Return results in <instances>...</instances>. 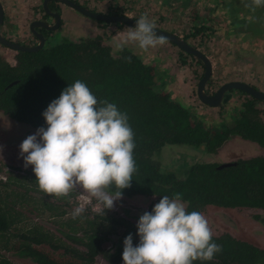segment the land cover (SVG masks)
Instances as JSON below:
<instances>
[{"label": "trees", "instance_id": "obj_1", "mask_svg": "<svg viewBox=\"0 0 264 264\" xmlns=\"http://www.w3.org/2000/svg\"><path fill=\"white\" fill-rule=\"evenodd\" d=\"M226 9L235 31L239 28L252 31L253 22L241 17L231 1ZM210 29L205 25L196 27L192 37ZM125 57H131V62ZM182 63L187 64L186 60ZM155 71V64H145L129 49L113 55L101 37L80 42L66 40L38 52H22L17 65H10L0 57V112L34 128H46L43 111L64 88L79 79L98 100L116 104L129 117L135 134L137 172L131 187L122 190V197L160 200L164 195L173 197L180 193L189 212L202 213L209 206L264 210V157L242 159L222 170L218 169L219 164L198 163L181 174L164 170L155 160V155L167 145L197 149L205 146L209 153L216 154L233 136L264 148L259 101L247 100L234 125L206 124L193 109L171 97L167 82H161ZM228 101L229 96L225 102ZM4 173L7 180L0 181V251H14L34 264H96V258L105 252L104 245L112 237L120 236L114 253L106 254L110 263L120 264L125 237L131 233L134 246L139 243L136 225L114 217L111 210L95 216L84 212L73 219L68 216L66 204L61 203H68V198L48 196L40 191L34 172ZM109 191L114 192L115 188ZM26 206H32L30 211L38 216L49 214L61 231L66 228L62 231L64 238L34 221L26 223L23 211ZM66 239L84 246L85 250L72 248ZM213 241L222 246V251L211 261L197 260L193 264H264L263 248L230 234L213 236ZM0 264L13 263L0 254Z\"/></svg>", "mask_w": 264, "mask_h": 264}, {"label": "rangeland", "instance_id": "obj_2", "mask_svg": "<svg viewBox=\"0 0 264 264\" xmlns=\"http://www.w3.org/2000/svg\"><path fill=\"white\" fill-rule=\"evenodd\" d=\"M217 1V0H215ZM214 0H79L90 10L105 15L113 12L123 13L131 18H140L147 14L150 20H154L156 28L175 34L204 53L212 62L213 74L209 80L206 91L218 90L222 85L229 82L247 83L257 90L264 92V7H245L250 0H227L240 12L241 17L250 19L252 31L247 32L243 28L235 31L230 26V15L225 3L217 6ZM6 15L8 16L3 31L11 35L16 41H20L28 35L29 24L41 17L43 0H0ZM63 13V37L61 32L48 40L46 46L58 44L62 41L80 42L87 38L101 37L103 44L110 47L113 55L117 56L120 51L115 49L114 39H119L117 31H125L129 26L118 23H103L90 19L78 11L58 5ZM52 11L53 7H49ZM215 10V11H214ZM211 28L200 32L192 37L195 28L202 26ZM243 30L245 32H243ZM232 32V33H231ZM29 38L27 39V41ZM124 49L131 50L142 58L145 64H155L156 73L165 74L167 90L174 100L181 102L188 108L193 109L201 116L206 124L221 122L229 118L230 113L241 110L243 104L250 99L243 93L233 92L230 101L221 108H211L203 104L198 97V85L204 75V65L194 56L181 51L177 46L166 41L162 46L149 48L147 51L140 50L135 44H130ZM0 53L5 54L8 64L15 65L12 57L14 51L0 45ZM182 60H186L183 65ZM163 78V76H162ZM257 107L261 110V118L264 122V101H259ZM38 128L12 120L0 112V172L10 168H20L26 172H33L32 166L25 168L23 159L20 157V144ZM264 157V148L256 143L247 142L239 137H232L216 154H211L205 146L192 148L180 145H167L155 155V160L161 163L164 170L185 172L190 166L198 163L225 164L239 160ZM75 194V192H74ZM39 197V196H38ZM68 203L61 201L68 210V216L79 206V202L73 198L67 199ZM95 202V200H93ZM159 202L158 197L136 196L133 198L122 197L115 202L111 214L116 218L128 220L133 224L145 211L151 212L153 206ZM186 206V204H185ZM32 206H26V223L34 221L45 226L60 238H64V231L49 214L37 215L32 212ZM92 216L98 215L86 210ZM208 220L213 236L230 234L234 238L249 242L264 249V210L263 209H225L209 206L202 212ZM101 214V213H100ZM19 228V226H18ZM81 236V235H80ZM104 245V254L96 258V264H112L106 254L114 253V245L120 236ZM67 240V239H66ZM67 243L77 250L84 251L85 247L75 244L71 240ZM63 252V251H60ZM7 260L13 264H34L30 259L22 258L14 251H0ZM61 253H57L58 256ZM124 264V262L120 263Z\"/></svg>", "mask_w": 264, "mask_h": 264}, {"label": "clouds", "instance_id": "obj_3", "mask_svg": "<svg viewBox=\"0 0 264 264\" xmlns=\"http://www.w3.org/2000/svg\"><path fill=\"white\" fill-rule=\"evenodd\" d=\"M245 7H264V0H250ZM155 28V21L142 14L135 27L117 31L115 49L135 44L147 51L164 45L166 38ZM125 59L131 62V57ZM42 116L47 127H39L19 146L23 166H32L40 191L57 198L78 192L83 203L72 211L73 219L82 216L93 200L98 214L113 209L137 172L135 134L127 113L106 99L98 100L77 79ZM113 187L115 191H109ZM136 228L139 243L134 246L131 233L123 241L124 264H193L211 261L222 251L204 214L187 211L180 193L162 196L151 212L140 215Z\"/></svg>", "mask_w": 264, "mask_h": 264}, {"label": "water", "instance_id": "obj_4", "mask_svg": "<svg viewBox=\"0 0 264 264\" xmlns=\"http://www.w3.org/2000/svg\"><path fill=\"white\" fill-rule=\"evenodd\" d=\"M52 1H58V2L64 3V4L68 5L69 7L76 9L82 15H84L90 19L99 21V22L118 23V24H123V25L129 26V27H135L136 20H137L135 18H131V17L126 16V15H122V16L119 15L118 16V15H105L102 13H96V12H93L91 10L85 9V8L81 7L80 5L74 3L70 0H46L45 1V9L47 10V12H50L48 3L52 2ZM3 17H4V11L2 8V4L0 2V23L3 22V20H4ZM56 18H57V25H59L60 24V17L56 15ZM32 29H34V26H32ZM155 31H156L157 35L165 37L166 41L177 46L181 51L185 52L188 55L194 56L199 61L203 62L204 66H205V73L199 82L198 91H197L199 100L203 104L208 105V106L213 107V108H220L223 105L225 95L231 90H240V91L247 93L250 97H252L256 100L264 101V92L256 90L253 86H251L247 83H242V82H238V81L229 82V83L222 85L220 87V89L214 95L208 94L206 91V86H207L209 80L211 79L212 73H213V66H212L211 60L204 53H202L198 49L191 46L187 41H185L180 36L166 32V31L158 29V28H155ZM40 40L41 41H40L39 46H37V47H26V46H22V45L10 42V41L4 39L0 34V43L2 45H5L8 48L14 49L16 51H22V52H37L40 49H43L44 45H45V41L42 37L40 38ZM234 165H236V163H226V164L220 165L218 167V169L222 170V169L232 167Z\"/></svg>", "mask_w": 264, "mask_h": 264}, {"label": "flooded vegetation", "instance_id": "obj_5", "mask_svg": "<svg viewBox=\"0 0 264 264\" xmlns=\"http://www.w3.org/2000/svg\"><path fill=\"white\" fill-rule=\"evenodd\" d=\"M45 1L46 0H43V2H42V7H41V9H40V11H41V17H39V18H37V19H35V20H33L30 24H29V31H28V35L27 36H25L24 38H21L20 39V41H16V40H14L13 38H11V35H8L7 33H5L4 31H3V28H4V26L6 25V20H7V18H8V16L6 15V11H5V9H4V7H3V5H2V8H3V11H4V20H3V22H1L0 23V34H1V36L4 38V39H6V40H8V41H10V42H13V43H16V44H19V45H22V46H26V47H37V46H39L40 45V38L42 37L43 39H44V41H45V45H44V48L45 47H47L46 46V44H47V42H48V40H50V39H53V37H54V35L56 34V33H58V32H61V35L63 36V37H65V36H69V33H67V34H63L62 32V30L61 29H63V26H64V23H63V13L61 12V10L57 7V4L58 5H63V6H65V7H69L68 5H66V4H64V3H61V2H58V1H52V2H49L48 3V6L49 7H53V9H52V11L50 10V8H49V10H50V12H47V10L45 9ZM70 1H72V2H74V3H76V4H78V5H80L81 7H83V8H85V9H87V10H90L86 5H84V4H81L80 2H79V0H70ZM215 1V0H214ZM215 3L216 4H219L218 6H217V9H218V7L220 6V4H222V3H225V7L227 6L228 7V1L227 0H217V1H215ZM2 4V3H1ZM71 8V7H70ZM72 9H74V8H72ZM74 10H76V9H74ZM77 11V10H76ZM91 11H93V10H91ZM215 11V10H214ZM94 12V11H93ZM97 13V12H96ZM81 14V13H80ZM56 15L57 16H59L60 17V24L59 25H57V18H56ZM111 15H120V16H122L123 15V13H118L117 11H115V12H113ZM137 19V18H136ZM103 23H105V22H103ZM32 26H34V29H32ZM29 38V40L27 41V39ZM69 40V39H68ZM185 40V39H184ZM185 41H187V40H185ZM57 44V43H56ZM0 45L1 46H4L5 48H8L7 46H5V45H2L1 43H0ZM53 45H55V44H50V45H48V46H53ZM8 49H10V50H12V51H14L15 52V54L13 55V57H12V61L15 63V65H17V63H18V58H19V56H20V53H22V51H16V50H14V49H11V48H8ZM40 50H42V49H40ZM39 50V51H40ZM38 52V51H37ZM24 53H34V52H24ZM0 57H2L5 61L6 60H8V59H6L5 58V54H1L0 53ZM8 61H10V59L8 60ZM203 63V62H202ZM204 65V64H203ZM213 66V65H212ZM204 70H205V66H204ZM155 72H157V71H155ZM205 73V72H204ZM156 74H158V73H156ZM213 74V73H212ZM162 76H163V78H162ZM164 76H165V74H158V77H159V80L162 82V80L163 81H165L164 80ZM204 76V75H203ZM255 88V87H254ZM220 88H218V90H219ZM256 89V88H255ZM218 90H216V91H214V93H212L213 91H209V92H207L208 94H210V95H214ZM257 90V89H256ZM259 91V90H258ZM233 92H239V93H243L244 95H247V96H249L247 93H245V92H243V91H240V90H231V91H229L226 95H225V98H224V101H223V105H222V107H220L221 109L223 108V107H225V105H227V103L230 101H228L227 103L225 102V100H226V98L229 96V99H231V96H232V93ZM250 97V96H249ZM251 99H254V98H252V97H250ZM259 101V100H258ZM208 106V105H207ZM210 107V106H209ZM211 108H213V107H211ZM238 118H240V111L239 110H236L235 111V113H230V117L229 118H225V120H223V121H221V122H219V124H222L223 125V123H226V124H228V125H234V123H235V120L236 119H238ZM221 130V129H220ZM233 137H236V136H233ZM237 137H239V136H237ZM232 138V137H231ZM230 138V139H231ZM240 138V137H239ZM229 139V140H230ZM242 139V138H241ZM243 140V139H242ZM244 141H246V140H244ZM247 142H249V141H247ZM237 162V161H236ZM236 162H232V163H236ZM226 164V163H225ZM219 165H222V164H219ZM9 171H14V172H16V173H23L24 172V170H22V169H20V168H15V167H12V168H10V170H8V172ZM226 209V208H225Z\"/></svg>", "mask_w": 264, "mask_h": 264}, {"label": "built area", "instance_id": "obj_6", "mask_svg": "<svg viewBox=\"0 0 264 264\" xmlns=\"http://www.w3.org/2000/svg\"><path fill=\"white\" fill-rule=\"evenodd\" d=\"M6 180H7V174L6 173H2V172H0V181H4V182H6ZM69 198H73L75 201H78L80 204L81 203H83V201L80 199V197H79V193L78 192H75V194H74V192L73 193H71L69 196H68ZM96 202H94V201H92V205H94ZM92 205H88V206H86V210H89V211H91V212H93V213H97L95 210H94V208H93V206Z\"/></svg>", "mask_w": 264, "mask_h": 264}]
</instances>
